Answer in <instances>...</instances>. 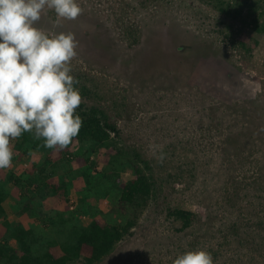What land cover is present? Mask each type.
Returning <instances> with one entry per match:
<instances>
[{"label": "rangeland", "instance_id": "obj_1", "mask_svg": "<svg viewBox=\"0 0 264 264\" xmlns=\"http://www.w3.org/2000/svg\"><path fill=\"white\" fill-rule=\"evenodd\" d=\"M76 2L83 9L76 20L57 23L55 12L50 15L45 9L35 26L49 35L74 34L75 88L80 94L82 86L92 92L89 98L81 95L82 101L104 108L126 146L154 161L163 182L132 235L100 264H172L166 247L176 238L167 207L180 206L205 218L211 204L220 214L217 220L211 218L214 226L222 224L223 215L228 219V213L240 211L246 241L253 229L250 219L264 216V35L246 28L236 39L258 43L251 54L235 52L228 38L231 19L201 0ZM78 151L68 154L70 164L65 167L71 171L62 174L71 183L69 202L53 197V205H47L50 213L74 209L86 187L83 172L88 164ZM93 158L96 171H104L110 155L101 150ZM39 160L36 155L32 161L13 160L10 168L0 170V187L14 206L19 207L21 191L8 185L5 175L29 172ZM51 161H56L55 153ZM179 164L184 178L177 180ZM130 179L131 170L117 175L122 185ZM51 183L58 185L56 177ZM88 202L102 213L112 209L109 199ZM36 219L41 224L35 229L38 237H57L50 230L53 221ZM96 219L104 222L100 215ZM82 221L88 224L90 218L83 216ZM179 237L178 243L186 246L190 237ZM198 242L199 249L209 243ZM250 249L256 250L257 261H264V246ZM233 255L237 258L236 252Z\"/></svg>", "mask_w": 264, "mask_h": 264}, {"label": "trees", "instance_id": "obj_2", "mask_svg": "<svg viewBox=\"0 0 264 264\" xmlns=\"http://www.w3.org/2000/svg\"><path fill=\"white\" fill-rule=\"evenodd\" d=\"M201 2L231 19L232 24L228 25L231 35L228 38L231 39L233 50L251 54L258 42L254 39L251 41V38L249 41H239L235 36L246 28L264 35V0ZM53 12L48 11L50 15ZM74 87H78V83ZM80 90L84 97L92 95L86 86H82ZM76 114L82 119V127L78 136L64 150L43 147V141L35 140L32 133H24L15 140L14 161H32L34 155L40 159L32 162L29 172L17 175L10 171L5 175V182L21 191L17 216L26 214L30 218L45 217L53 221L54 228L50 230L53 229L57 237H38L33 228L25 229L21 222L5 218L2 203L8 197V192L0 187V224L5 230L0 236V264H100L115 252L125 238L132 235L143 212L162 192V173L155 171L154 161L145 158L137 148L126 146L122 131L111 121L104 108L82 101ZM75 148L88 164L83 172L86 187L78 195V203L74 209L72 207L68 211L46 213L44 201L49 197L69 202L71 183L62 174L71 171L65 166L70 164L69 156ZM101 150L108 151L110 159L104 171H96L93 156ZM53 153L56 161H51ZM126 170H131L133 179L122 185L117 181V175L120 176ZM183 173L181 164L177 165V180L184 178ZM54 177L58 182L56 187L51 183ZM93 199L111 200L112 209L102 213L88 202ZM206 208L207 216L202 218L197 212L180 206L167 207L176 238L172 247H166L168 255L175 259L187 251L200 250L198 240L202 242L206 239L209 242L207 248L201 249L212 255L213 264H264V261H257L259 259L254 254L256 250L250 249L251 246L260 249L264 246V216L261 213L250 219L254 223L250 225L253 229L246 235L245 241L240 211L228 213L231 216L228 219L223 215L222 224L214 226L211 218L217 220L220 214L213 211L211 204ZM97 215L102 216L103 223L96 219ZM83 216L90 218L88 224L83 223ZM250 226L248 227L251 228ZM200 231L204 233L197 235ZM184 235L190 237L186 246L178 243L181 242L179 236ZM233 252H236L237 258Z\"/></svg>", "mask_w": 264, "mask_h": 264}, {"label": "clouds", "instance_id": "obj_3", "mask_svg": "<svg viewBox=\"0 0 264 264\" xmlns=\"http://www.w3.org/2000/svg\"><path fill=\"white\" fill-rule=\"evenodd\" d=\"M45 9L55 12L57 23L83 11L76 0H0V170L12 166L11 141L24 133L64 150L82 127L76 114L82 97L71 75L77 41L71 32L49 35L36 27ZM173 264H213V257L191 250Z\"/></svg>", "mask_w": 264, "mask_h": 264}, {"label": "crops", "instance_id": "obj_4", "mask_svg": "<svg viewBox=\"0 0 264 264\" xmlns=\"http://www.w3.org/2000/svg\"><path fill=\"white\" fill-rule=\"evenodd\" d=\"M53 197H49L44 201V209L46 213L49 211V207L47 205H53L54 202H51ZM15 203L10 198H6V200L2 203V206L4 208L5 214L4 217L9 220L19 221L22 223L25 229L33 228L34 230L38 228L40 224V221L38 222L36 218H30L26 214L17 216L18 213V207L14 206ZM64 206V205H63ZM73 206H69L68 209L64 208V211H68L69 209H72ZM4 227L0 224V236L3 235ZM1 239V238H0Z\"/></svg>", "mask_w": 264, "mask_h": 264}]
</instances>
